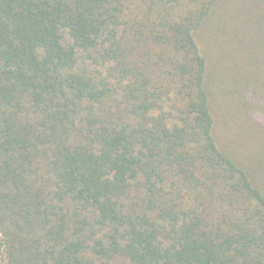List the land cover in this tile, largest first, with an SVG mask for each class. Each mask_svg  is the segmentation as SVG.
Returning <instances> with one entry per match:
<instances>
[{
    "label": "trees",
    "instance_id": "obj_1",
    "mask_svg": "<svg viewBox=\"0 0 264 264\" xmlns=\"http://www.w3.org/2000/svg\"><path fill=\"white\" fill-rule=\"evenodd\" d=\"M220 62L264 105V0H0V264H264Z\"/></svg>",
    "mask_w": 264,
    "mask_h": 264
},
{
    "label": "rangeland",
    "instance_id": "obj_2",
    "mask_svg": "<svg viewBox=\"0 0 264 264\" xmlns=\"http://www.w3.org/2000/svg\"><path fill=\"white\" fill-rule=\"evenodd\" d=\"M209 59L215 62L219 57L209 54ZM220 66L210 64V82L215 85V90L223 92L220 98V106L215 116V134L222 143L234 144L232 154L240 162L247 167H251L252 163L260 161L264 155V121L259 122L264 117V105L260 98H256L259 103H255V99L249 100L251 106L244 109L242 104L247 100V92L242 95L238 93L236 97L228 96L226 92H233L235 88H241L237 71H223V64ZM239 78V79H238ZM256 89V84H252L249 93ZM242 95V96H241ZM241 96V97H239ZM251 113V116L248 115ZM262 129V131H261ZM245 140L243 146L242 141ZM253 169V168H252ZM1 234H0V250H1Z\"/></svg>",
    "mask_w": 264,
    "mask_h": 264
}]
</instances>
